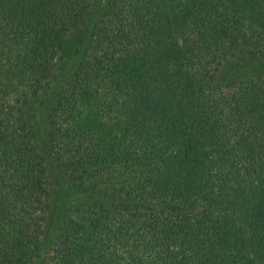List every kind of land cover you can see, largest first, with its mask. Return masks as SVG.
Masks as SVG:
<instances>
[{"label": "trees", "instance_id": "trees-1", "mask_svg": "<svg viewBox=\"0 0 264 264\" xmlns=\"http://www.w3.org/2000/svg\"><path fill=\"white\" fill-rule=\"evenodd\" d=\"M95 2L0 0V264H264V0Z\"/></svg>", "mask_w": 264, "mask_h": 264}, {"label": "rangeland", "instance_id": "rangeland-1", "mask_svg": "<svg viewBox=\"0 0 264 264\" xmlns=\"http://www.w3.org/2000/svg\"><path fill=\"white\" fill-rule=\"evenodd\" d=\"M101 3V0H96L95 2V6L93 8V11L91 12V19L94 18L95 14H96V10L98 9L99 5ZM73 62V59L69 58V59H65L64 61V68H68ZM63 68V69H64ZM39 111H36V114L34 115V126H35V129L38 133V136H39V139H41L42 137V134H43V126H42V122H43V110L42 109H37ZM61 203L62 201H60L59 199H57L55 202H54V206H53V209H52V213H51V217H54L58 211L62 208L61 206Z\"/></svg>", "mask_w": 264, "mask_h": 264}]
</instances>
